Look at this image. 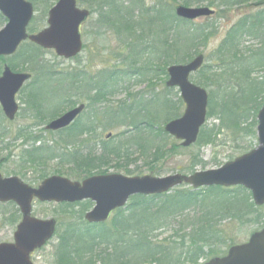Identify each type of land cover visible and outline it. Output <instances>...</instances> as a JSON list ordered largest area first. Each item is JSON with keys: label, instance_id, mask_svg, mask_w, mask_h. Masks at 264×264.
I'll return each mask as SVG.
<instances>
[{"label": "trees", "instance_id": "obj_1", "mask_svg": "<svg viewBox=\"0 0 264 264\" xmlns=\"http://www.w3.org/2000/svg\"><path fill=\"white\" fill-rule=\"evenodd\" d=\"M46 1L48 3L51 0H45V3ZM76 1L89 11V19L95 16L92 20L94 37L99 39L107 34L114 35L123 47L120 60L116 61L133 66L137 69V75L142 78L145 72L153 73L157 68L160 74L167 76V67L188 63L202 54L198 50L205 48L209 38L216 33V20L226 19V15L241 9H258L254 14H249V11L247 14L242 12L236 16L217 48L205 57V65L192 76L194 83L207 89L209 93L207 120L215 118L220 124L208 131L203 127L196 145L213 144L222 130L250 133L241 125L250 116L256 118L264 104V0H211L207 7L215 9V15L207 18L209 22L212 20V23L205 25L178 19L174 12V6L190 8L200 4V0H156L151 7L146 5V0ZM0 18L2 19L1 16ZM31 33L34 31L31 30ZM246 39L255 40L258 44L255 48H245L243 45ZM25 45L28 55L20 54L21 63L14 64L10 60L13 64L9 63L8 67L13 72H18L19 66H28L34 73L39 72L40 78L36 79L34 85H39L41 77L45 75L58 89V92L50 94L46 101L41 100L47 102L45 109L42 108L43 104L35 105L34 102L38 101L35 94L32 96L34 102H27L33 117L42 122L48 123L59 116L60 109L65 104L59 101L58 104L51 105L52 99L59 100V92L66 94L68 110L75 107L74 103L81 98L87 100L85 109L89 110V107L102 103L106 95L115 91L112 88L114 82L121 79L118 76H126V73L118 75L112 71L107 78L101 80L102 78L89 76L85 70L79 69L59 73L58 76L50 78V72L39 61L42 50L29 42ZM1 60L5 59L0 58ZM91 92H94V95L90 96ZM161 99L155 94L150 101L138 99L131 105L123 103L116 108L107 107L100 116L94 114L84 117L86 121L79 123L78 119L84 111L76 119L73 129L64 131L66 139L61 138L63 149L32 146L29 151L24 152L26 155L20 168L32 164L38 167L37 171L44 163L57 159L59 167H71L65 175H74L76 179L83 180L93 176L94 172L104 175L105 172H101V169L111 159H128L131 153L125 145L129 142L141 151V156L147 157L152 147V138H149V135L153 133L151 129L154 124L164 125L180 116L174 103ZM159 102L160 110L155 112V106ZM135 108L138 111L132 113ZM94 112L97 113L96 110ZM158 116L163 118L162 122L156 121ZM102 119L106 124L102 126L103 130L110 125H128L129 131L119 134L126 138L124 145L112 146V142L104 141L100 146L94 144L93 149H89L85 155H82V149L72 152L66 150L71 143L83 148L89 141L81 140L82 135L93 138L99 130L96 125H102ZM252 123L254 126L257 124L255 120ZM142 130L147 134H143ZM127 134H131L130 137H126ZM155 136L160 138L161 143L163 138H169L162 128ZM96 146L99 154L94 150ZM170 148L169 151L177 152L180 147ZM166 150L160 147L159 143L149 163H158L168 151ZM191 157L190 171L193 172V167L199 163V157ZM39 173L40 180L48 178L43 171ZM55 174L64 175L60 172ZM90 205L89 201L58 205L62 216H67V219L52 256L53 264H194L205 256L206 260L218 256L215 250L217 245L230 241L221 227L224 220L243 223L247 216L254 214L255 222L264 219L259 212L260 207L255 208L250 193L241 187L176 190L170 195L149 197L138 195L130 198L124 209L113 212L106 223L97 225L84 221V214ZM192 208L200 211V215L191 219L186 216L181 221H184L183 231L188 232L187 239L183 236L178 245L174 246V241H153L154 232L169 225L171 218L188 215ZM230 245L233 246L232 241Z\"/></svg>", "mask_w": 264, "mask_h": 264}, {"label": "rangeland", "instance_id": "obj_2", "mask_svg": "<svg viewBox=\"0 0 264 264\" xmlns=\"http://www.w3.org/2000/svg\"><path fill=\"white\" fill-rule=\"evenodd\" d=\"M27 1H29L34 6V17L31 20V23L28 25L27 32L29 34H32V30L34 31L33 34H35V32H40L44 30L45 27H47V13L52 7L55 6V2L57 0H51L48 3L47 1L45 3V0ZM155 1L156 0H146L145 3L148 7H151V5L155 3ZM210 1L211 0H200L201 3L193 5V7L204 8ZM79 7L80 9L86 10L83 5L79 4ZM257 10H255L254 8H251V10L241 9L231 15H226V19L216 20L214 24L216 33L214 34V36L209 38L210 40L207 43L206 47L200 48L198 51H200L204 57L209 55L217 48V45L222 41V38L226 33L229 25L237 18L236 16H239L242 12H244L242 14H247L249 11V14H254ZM94 18L95 16H93L92 19H89L88 22L84 23V25L80 29L83 49L78 57L69 59L67 61L63 58L56 57L51 50L45 51L42 49V53L39 54V61L42 63V65H45L48 72H50V78L58 76L59 73L77 71L79 69L85 70L89 76H95V78L98 77V79L102 78L101 80L107 78L112 71H115V73L118 75L126 73V76H118V78L120 77L121 79L114 82V87L112 89L115 91L111 95H106L102 103H98L95 106L89 107V110H85L82 116L78 119L79 123L86 121L84 117L92 116L94 114L100 116L102 114V111L107 107L116 108L118 105L123 103L126 105H131L138 99L143 101H150L152 99V96L155 94L160 96V100H162L161 98H163L174 103L176 105V108L178 107V115L181 116L185 109L184 104H182L180 94L177 89L166 88L165 81L167 80V76L160 74V70L157 68L154 69V71L156 72H145V76L142 78L137 75V69H135L133 66L130 67L125 63L121 64L120 62L116 61L118 59L120 60L119 56L123 49L122 44H120L119 41L116 40V37L112 34H107V36L99 37V39H96L93 34L95 32V28L93 27L94 23L92 22ZM208 22L209 20L205 18V20L199 19V21H197L196 23L205 25ZM5 23L6 20L4 19V17H2V19L0 18V30L3 29ZM209 23H212V20ZM25 44H28V42H25L19 47V49L17 50L18 53L16 52L15 55L11 57H4L3 59L5 60L0 61V74L3 72V67L5 65L8 66L9 63L12 62L14 64L21 63V59L19 58L20 54L24 53L25 55H28L26 54L27 51H25ZM257 44L258 43L255 40L246 39L244 41L243 47L255 48V45ZM10 60H12V62H10ZM23 66L24 65L18 67V69H20L18 73L27 72V74L31 75V78L22 86L20 92H18L15 98V101H17L19 106L16 118L13 121L6 120L0 108V173L4 177L16 176L25 184L33 187L39 185L42 182V180L39 179V172L41 171H43V174H45L47 177H51L52 175L61 176L59 174H55L57 172H60L61 174H64L63 176L65 178L69 179L72 182L80 181L76 179L74 175H65L71 170V167H59L57 159L51 160V162L49 163H44L37 171L36 169H38V167L32 164L20 168L22 159L24 158V155H26L24 152L29 151L32 146L36 148L45 146L61 150V148L63 149L64 147L63 145H61L63 143L61 142V138L63 137L64 139H66V133L64 132L58 134L50 133L49 135H46L43 127L40 126L42 124H46L47 122H42L40 119H35L31 111H29V106H27L28 101L34 102V100H32V96L35 94L38 97V101L34 102L35 105L38 106V103L43 104L42 108L45 109L47 102H42L41 100L46 101V99L49 98L50 94H56L58 92L56 84L52 83L51 80L49 81L47 79L48 76L46 77L45 75H43L41 77L42 81L40 82V84L37 86L34 85L36 79L40 78L39 72L34 73L33 71H31V69H29L28 66H26V68H23ZM194 80V78H191V81L193 83ZM211 89L214 90V88ZM204 90L206 91V93H208L207 89ZM59 94V100H51V105H56L59 103V101L63 102V105L65 104L64 107L60 109L58 118L62 114L67 113L71 110H68V106H66V101H68L67 97L65 96L66 94H64L63 92H59ZM92 95H94V92H91L90 96ZM178 99L181 102L180 104ZM81 104L87 106V100L81 98V100L79 99L78 101H76V103H74L76 107H79V105ZM160 104L161 102H159L155 106V112L160 110ZM95 110L97 111V113L94 112ZM135 111L137 112L138 110L135 108L132 113H134ZM102 120V125L97 124L99 130L95 135H93V138H88L85 134L82 135L81 140L83 139V141H89L83 146V148L80 145L78 146L75 143H71L72 145L69 144L70 147L66 148V150L72 152L75 149H82V155H85L89 149H93L92 146L94 144L100 146V144L104 141L112 142V146H117L118 144L124 145L126 138L121 137V135L119 136V134L127 130L129 131V128H127L128 125H110L109 127H107V129L103 130L102 126L106 124L104 119ZM253 120L256 121V118H254V116H250L249 119L241 125L242 128H245V130L250 133H245V131L227 132L226 130H222L213 144H194L190 146L189 149L180 147L177 152H171L168 149V146H179V142H176L172 137L168 136L169 138L167 140L163 138L162 143L160 142V138H156L157 136L155 135L157 134L159 129H163V124L158 125L156 123L151 129V132L153 133L149 135V138H152V147L147 157L141 156V151H139V149H135V145L132 142H129L128 145H125L126 147H128L129 152L131 153L129 158L123 161L114 159H111L110 161L108 160V164L101 169V172H105L104 175L118 174L124 177H143L151 175L152 177L159 178L175 174L190 176L192 173L218 169L223 164L232 162L236 158L243 156V154L252 151L258 146L256 133L257 124L254 126L252 123ZM156 121L162 122L163 118L156 119ZM219 125V122L215 118H210L205 123V130L208 131V129L212 127H218ZM143 134L146 135L147 133L143 131ZM130 135L131 134H127L126 137H130ZM107 136L109 138H107ZM159 143L160 147L162 146L163 148H165V150L167 149L168 151L166 150L167 152L163 154L162 159L159 160L158 163L151 164L149 163L150 157L155 153V150L157 149ZM6 146L8 147V149H5ZM94 150L97 151L96 154H99L97 146L94 147ZM193 155L199 157V163L193 167L192 172L190 171V167L192 159L191 156ZM96 175L97 174L94 172L93 177H95ZM180 190L190 189H187V187H182L180 188ZM173 192L174 191H172L170 194H173ZM90 206L91 207L89 208V210L93 207V204H91ZM32 207L33 216L42 220H57L58 228L56 230L55 236L43 248L36 251L33 258L34 264H53L54 260L52 256L59 240L58 237L61 233H63V226L67 219V216L63 217L61 214L62 210L58 205L54 203L40 204L36 202L32 204ZM18 211L19 209L15 205H2L0 203V243L7 241L8 239L10 240L8 234L9 231H11L12 237V232L15 230V226L21 219L18 216ZM259 212L262 216H264V206L260 207ZM16 213V218L19 219V221L17 222V224L13 223L16 225L13 226L12 224L11 227V225H9L8 223V218L11 217L12 214ZM198 215H200V211L192 208L188 215L182 214L181 216L171 218V220L168 221L169 225L167 224V226H164V228H162L161 230L153 233V241L156 243H161L163 241L170 243L174 241L176 244H173V246L178 245L183 236H185L187 239L186 234L188 233L187 230L185 232L183 231L182 223L184 221H181L186 218V216L191 219L192 217L197 218ZM254 217L255 214L247 216L243 223L234 222L227 219L224 220V222L221 223V227L226 232V235L228 236V239L230 241L226 242L225 244L217 245V248H215L216 253L219 255L226 254V250L231 246V241L233 245L244 244L248 241L247 239L251 234L260 231L261 228L264 227V219H260L259 221L255 222ZM170 245L172 246V244ZM205 260L206 256L200 259L196 264H204Z\"/></svg>", "mask_w": 264, "mask_h": 264}, {"label": "water", "instance_id": "obj_3", "mask_svg": "<svg viewBox=\"0 0 264 264\" xmlns=\"http://www.w3.org/2000/svg\"><path fill=\"white\" fill-rule=\"evenodd\" d=\"M178 19L194 22L214 15L207 7L187 8L176 6ZM0 15L6 24L0 30V57L15 54L25 41L46 50H52L56 57L65 60L75 58L82 50L80 26L88 20V10L78 8L75 0H58L49 10L48 25L44 30L28 35V24L33 18V5L25 0H0ZM203 56L198 55L190 63L167 68L168 88H177L185 110L180 118L168 122L164 132L181 141V147L194 144L206 119L208 94L204 89L191 83L189 77L203 65ZM0 76V106L7 120L13 121L17 115L15 101L20 88L29 80V74H14L7 66ZM84 105L54 119L47 126L48 131H60L71 125L84 110ZM257 143L253 151L223 164L218 169L201 171L190 176L169 175L166 177H124L121 175L95 176L82 182H71L66 178L52 176L42 181L38 188L24 184L15 176L5 178L0 174V203L13 202L20 208L22 222L14 234L13 244H0V264H32L30 254L48 242L55 234V219L31 218L33 198L40 203H68L90 200L93 209L85 215L90 224L104 223L110 213L124 208L130 197L159 196L171 189L187 185L199 190L202 187L247 189L255 206L264 205V105L257 115ZM225 257L205 262V264H264V228L252 234L247 243L228 249Z\"/></svg>", "mask_w": 264, "mask_h": 264}, {"label": "flooded vegetation", "instance_id": "obj_4", "mask_svg": "<svg viewBox=\"0 0 264 264\" xmlns=\"http://www.w3.org/2000/svg\"><path fill=\"white\" fill-rule=\"evenodd\" d=\"M76 122V121H75ZM75 122L73 123V124H71V126H69V127H67V128H64V129H61L60 131H58V132H52V131H48V130H46V128H47V123L46 124H42L40 127H43V130H44V132H45V134L46 135H49L50 133H55V134H58V133H61V132H64V131H67V130H71V129H73V125H75ZM37 126H39V125H37ZM97 126V125H96ZM28 185V184H27ZM29 186V185H28ZM33 187V186H32ZM36 188L37 187H39V185H37V186H35ZM37 201L36 200H33V202H32V204L33 203H36ZM6 204H8V205H15L12 201L11 202H9V203H6ZM6 204H3V205H6ZM16 206V205H15ZM18 216L21 218V214H20V212L18 211ZM17 217V214H14L13 215V217L10 219V220H8V223H9V225H11V227H12V224L13 223H16L17 224V222L19 221V219H17L16 218ZM22 221V218L20 219V221L18 222V224L20 223ZM16 224H13V226L14 225H16ZM18 224L15 226V230L12 232V237H11V231H9L8 232V234H9V237H10V240L8 239L7 241H4L5 243L7 242L8 243V241H9V243H12V238H13V233L16 231V227L18 226ZM34 255H35V252H34V254H32L31 255V257H30V259L33 261V263H34V260H33V258H34Z\"/></svg>", "mask_w": 264, "mask_h": 264}]
</instances>
